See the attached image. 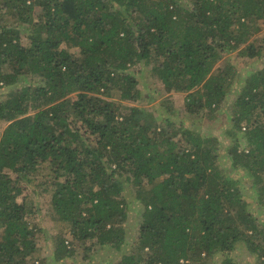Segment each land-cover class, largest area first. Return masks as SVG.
<instances>
[{"label":"trees","instance_id":"16d2710c","mask_svg":"<svg viewBox=\"0 0 264 264\" xmlns=\"http://www.w3.org/2000/svg\"><path fill=\"white\" fill-rule=\"evenodd\" d=\"M263 30L264 0H0V90L13 89L0 101V264H45L34 262L22 183L51 193L52 217L94 248L125 245L129 189L141 224L124 264H209L217 253L237 264L238 243L264 264V227L232 176L248 174L264 208V67L232 92L228 167L216 138L173 121L218 117L239 76L230 60L216 65L236 51L263 58L264 33L252 40ZM142 64L186 94L180 109L163 105L161 123L139 106L131 70ZM70 245L60 240L59 260Z\"/></svg>","mask_w":264,"mask_h":264},{"label":"rangeland","instance_id":"374dc122","mask_svg":"<svg viewBox=\"0 0 264 264\" xmlns=\"http://www.w3.org/2000/svg\"><path fill=\"white\" fill-rule=\"evenodd\" d=\"M262 33H259L252 38L253 42L257 46L262 44L261 37ZM24 42H26L24 40ZM72 52L77 54L76 50ZM232 59V60H231ZM234 63L235 70L238 72V78L236 82L232 85L230 91L228 92L227 99L225 103L221 106L218 117L214 121H210L206 118H195L186 119L181 116L174 117L173 121L176 123V128L182 125L185 128H191L197 133L206 136L216 138L220 144L218 148L220 149L221 164L224 167H228V162L226 160V150L225 147L232 145L230 139L226 134V129H229L228 110L234 101V94L232 92H240L247 82V79L255 72L261 70L264 67V57L250 58L248 56H239L238 51L224 55L223 60L219 62L215 70L225 69L228 66V61ZM151 66L143 65L137 69H132L131 72L135 74L137 80L139 81V89L142 91L144 98L139 106H142L148 111L155 113L159 117V122L161 123L164 119L160 115L169 117L168 113L163 110V105H169L170 101L172 105H175L177 109H180L184 105L185 93L178 92H166L164 90L163 84L152 77L150 73ZM29 82L35 84L39 82L40 79L36 78L34 81L28 78ZM238 81V82H237ZM19 87L17 86V89ZM12 87L3 88L0 90V101L5 100L9 93L12 92ZM148 97V98H147ZM152 101H149V98ZM169 100L167 102L166 100ZM127 106H134L129 103H124ZM5 125L2 123V126ZM245 131V128L243 129ZM241 137V136H240ZM178 139H181L179 136ZM177 138L176 140L179 141ZM242 139L241 149L247 147ZM247 152V151H246ZM235 179L242 182L244 186L243 192L246 193L245 199L250 205L252 213H254L259 220L261 226L264 227V208L261 205H257V201H254V197L260 198L261 195L257 196L256 189L250 188L251 177L246 173H232ZM15 177V176H13ZM44 180V179H43ZM42 180V181H43ZM264 186V182H263ZM24 190L19 199L20 202L27 203V206L32 209L31 217L29 222L32 227H35V235L37 236L38 252L34 255V262H45V264H124L122 262L124 255H129L131 251V246L135 243L138 237L140 224H141V206L138 200L135 198L133 193L126 189L125 196L127 199V220L121 225L125 228L126 239L125 245L120 249L113 248L110 245L104 247L94 248L92 247V241L84 244L75 242L71 237V227L66 222L57 221L52 217L51 209V193H44V187L42 185L35 186L33 184L29 185L22 183ZM262 194V193H261ZM264 196V194H262ZM1 234V232H0ZM61 239H65L69 242L70 247L75 249V254L72 258L58 259L56 256V247ZM237 264H258L259 256L257 254H252L246 248L243 243H238L235 251L229 255ZM206 259V258H205ZM223 256L221 253H217L212 259L208 260L209 264H221ZM205 264V260L201 261ZM144 264V263H142Z\"/></svg>","mask_w":264,"mask_h":264}]
</instances>
